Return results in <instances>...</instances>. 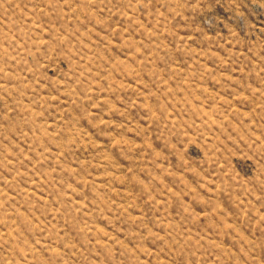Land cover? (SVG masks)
Listing matches in <instances>:
<instances>
[{"label": "rangeland", "instance_id": "1", "mask_svg": "<svg viewBox=\"0 0 264 264\" xmlns=\"http://www.w3.org/2000/svg\"><path fill=\"white\" fill-rule=\"evenodd\" d=\"M0 264H264V0H0Z\"/></svg>", "mask_w": 264, "mask_h": 264}]
</instances>
